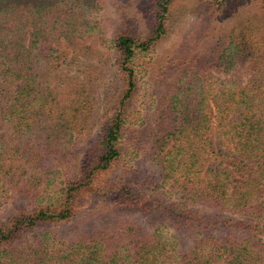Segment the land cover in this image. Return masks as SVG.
<instances>
[{
    "label": "trees",
    "instance_id": "16d2710c",
    "mask_svg": "<svg viewBox=\"0 0 264 264\" xmlns=\"http://www.w3.org/2000/svg\"><path fill=\"white\" fill-rule=\"evenodd\" d=\"M175 1L109 39L104 0H0V264H264V0L160 56ZM111 53L92 130L68 72Z\"/></svg>",
    "mask_w": 264,
    "mask_h": 264
},
{
    "label": "rangeland",
    "instance_id": "374dc122",
    "mask_svg": "<svg viewBox=\"0 0 264 264\" xmlns=\"http://www.w3.org/2000/svg\"><path fill=\"white\" fill-rule=\"evenodd\" d=\"M104 3L103 20L107 38L110 39L119 32H134L143 36L149 34L152 28L151 0H104ZM243 10L234 4H228L218 10L198 0L175 1L170 8L168 32L157 45L158 55L163 56L180 50L185 44L189 45L191 34L202 33L207 29L221 30L234 21ZM85 70L92 72L87 85L88 99L92 107L87 126L97 130L100 128L99 117L110 115L115 101L121 96L124 90L123 80L117 70L116 54L113 53L109 54L108 62L98 58L89 61L82 59L78 66L71 67L68 75L83 77ZM135 103L132 105L135 106L134 109L141 104V99L137 97Z\"/></svg>",
    "mask_w": 264,
    "mask_h": 264
}]
</instances>
